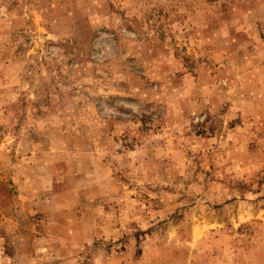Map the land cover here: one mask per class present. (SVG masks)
Masks as SVG:
<instances>
[{
    "label": "rangeland",
    "instance_id": "1",
    "mask_svg": "<svg viewBox=\"0 0 264 264\" xmlns=\"http://www.w3.org/2000/svg\"><path fill=\"white\" fill-rule=\"evenodd\" d=\"M261 7L0 0V264H264Z\"/></svg>",
    "mask_w": 264,
    "mask_h": 264
},
{
    "label": "crops",
    "instance_id": "2",
    "mask_svg": "<svg viewBox=\"0 0 264 264\" xmlns=\"http://www.w3.org/2000/svg\"><path fill=\"white\" fill-rule=\"evenodd\" d=\"M261 8H264V7H261ZM124 255H119V264H136V259H126L128 260L129 262L125 261L124 258H123ZM118 260L115 262H112V264H117ZM132 262V263H131Z\"/></svg>",
    "mask_w": 264,
    "mask_h": 264
}]
</instances>
